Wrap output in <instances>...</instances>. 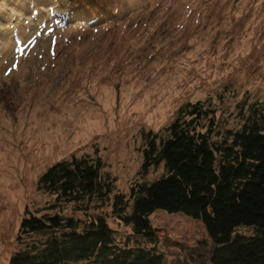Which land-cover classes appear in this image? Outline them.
<instances>
[{"label":"rangeland","instance_id":"obj_1","mask_svg":"<svg viewBox=\"0 0 264 264\" xmlns=\"http://www.w3.org/2000/svg\"><path fill=\"white\" fill-rule=\"evenodd\" d=\"M198 101L220 130L239 128L241 104H264V0H0V264L25 212L84 216L37 189L48 167L99 157L125 194L163 171L139 174L143 135ZM96 207L88 215L130 233ZM150 219L167 264H208L202 224Z\"/></svg>","mask_w":264,"mask_h":264},{"label":"trees","instance_id":"obj_2","mask_svg":"<svg viewBox=\"0 0 264 264\" xmlns=\"http://www.w3.org/2000/svg\"><path fill=\"white\" fill-rule=\"evenodd\" d=\"M239 119L238 129L220 130L210 106L183 104L161 131L143 135L139 174L160 166L162 174L125 194L99 157L52 164L37 189L54 199L55 209L71 204L84 216L25 212L8 264H167L150 219L158 212L202 224L208 264H264V104H241ZM93 205H110L130 233L122 239L104 217L88 215Z\"/></svg>","mask_w":264,"mask_h":264}]
</instances>
